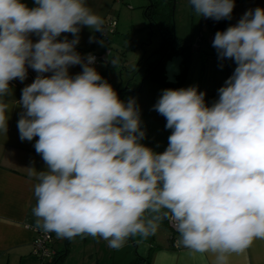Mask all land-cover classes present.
Masks as SVG:
<instances>
[{"label":"clouds","instance_id":"9594fccd","mask_svg":"<svg viewBox=\"0 0 264 264\" xmlns=\"http://www.w3.org/2000/svg\"><path fill=\"white\" fill-rule=\"evenodd\" d=\"M33 2L0 0V133L19 106L20 140L38 137L45 169L26 168L36 181L35 229L98 237L120 250L129 238L155 236L166 220L182 255L161 250L153 264L183 257L230 264L264 240V8L215 33L218 59L236 67L211 106L197 86L162 90L153 110L171 134L161 153L142 143L136 100L122 101L93 66L96 57L76 50L83 27L106 35L105 20L86 0ZM189 2L216 21L230 20L235 7V0ZM76 65L82 71L70 75ZM29 68L37 75L13 103L10 82L26 80Z\"/></svg>","mask_w":264,"mask_h":264},{"label":"rangeland","instance_id":"374dc122","mask_svg":"<svg viewBox=\"0 0 264 264\" xmlns=\"http://www.w3.org/2000/svg\"><path fill=\"white\" fill-rule=\"evenodd\" d=\"M155 2L157 4L155 22L150 25L144 14L145 8L150 5L149 0H113L105 21L113 19L116 22L114 30L109 33L108 43L101 44L99 43L101 40L96 41L93 51L105 56L104 60L94 67L117 93L125 89L130 81V89L118 97L124 102L130 98L136 100L141 111L142 127L146 131V138L142 143L162 153L170 129L165 128L166 119L153 110V105L162 94V90L172 87L161 81L163 74L161 69L143 79L141 74L137 73V67L139 63L143 64L147 60L153 62L160 58L158 51L162 42L160 26L171 27L179 38L195 41L200 29L205 32L208 30L207 20L211 18L199 17L189 0ZM212 50L216 51L210 44L205 51ZM113 59L117 61L116 66L110 62ZM201 60L196 52L192 53L188 75L182 88L197 85ZM159 237L166 239V230L162 226L154 238L153 236L147 240L139 236L129 238L126 244L129 246L114 250L98 237L77 236L69 240L68 255L63 256L58 264H143L141 257H147L152 253L154 241H158ZM65 239H61V244L57 245L58 249L64 248Z\"/></svg>","mask_w":264,"mask_h":264},{"label":"crops","instance_id":"0c3cea01","mask_svg":"<svg viewBox=\"0 0 264 264\" xmlns=\"http://www.w3.org/2000/svg\"><path fill=\"white\" fill-rule=\"evenodd\" d=\"M112 1L86 0V3L94 13L105 20ZM22 2L30 8L35 7L33 0H22ZM256 7L264 8V0H235L230 26L235 25L247 10ZM64 35H67L69 39L73 38L72 34H62L59 39H63ZM93 35L95 36V33L87 26L82 28L80 43L76 49L82 56L93 51L94 40L89 42V38ZM30 38L34 42L38 40L35 35ZM221 64L223 67L220 66ZM235 67L236 65L232 60H219L217 52L208 54L203 58L201 78L196 86L199 91L206 93L205 101L209 106L218 99L217 90L232 75ZM81 71L79 65L69 69L70 75H75ZM36 75L37 73L29 68L26 80L23 82L18 79L11 81L9 86L13 95L8 99H13V103L19 101L22 89L31 84ZM45 75H50V73ZM21 111L19 106L12 108L9 113L7 133H0V264H39V260L32 254V240L35 236V218L32 214V208L36 202L33 186L36 181L28 176L26 168L34 167L37 171H42L45 169V163L34 148L38 137L32 141H21L19 138L17 121ZM161 226L166 230V239L160 237L158 241L153 239L155 245L152 253L148 254L150 255V264H153L155 254L161 250L176 252L178 256L182 255V250L176 249L169 239L168 225L161 224ZM59 244H61V238L53 244L56 253L61 251L57 248ZM126 244L125 246H129ZM68 252L69 247L65 256L68 255ZM210 259L209 257L208 261L200 259L193 261L183 257L178 260V264H208ZM230 264H264V240L257 239L244 253L233 254L230 257Z\"/></svg>","mask_w":264,"mask_h":264},{"label":"trees","instance_id":"16d2710c","mask_svg":"<svg viewBox=\"0 0 264 264\" xmlns=\"http://www.w3.org/2000/svg\"><path fill=\"white\" fill-rule=\"evenodd\" d=\"M156 9H157V4H156L155 0H151V4L145 8L144 14H145L146 18L148 19L150 25H153V23L155 22ZM232 16H233V12H232ZM231 20H232V18L230 20L229 19H223L220 21H216L214 19L207 20L208 30L205 32V31H202L200 29L198 32V35L200 34V36L198 37V35H197L195 41H193L192 39L179 38L175 35V33L171 27L164 26V25L160 26V34H161L162 42H161V45L158 49L159 53H161V55L166 54L165 59H167L171 56H174V55H179L181 52H183V54H184V60L182 62V69H181L180 75L177 78V82L175 84H169V83H166V84L169 85L170 87H172L173 89H179V88H182L184 86L185 79L187 78V75H188L190 58H191V55L193 52H196L202 59L200 71H199V75H198V82H199L200 78H201L203 58L208 54H213V53L217 52L215 50L205 51L206 47H208L210 45L207 41L208 37L211 34H213L215 36V33L217 31L226 30L227 27L230 26ZM98 33L99 32L95 33V39H96ZM94 42H95V40H94ZM195 42H197V48H192V45ZM157 63L158 62L150 63L149 65H151V66L149 68H151L152 66H156ZM141 65H142V63H139V67H137V69L140 68ZM158 67H159L158 69L162 70V63ZM149 68L147 67V69L143 68L141 70L142 75L144 77L150 75ZM162 73H163V70H162ZM161 81H163L165 83V78H164L163 74L161 77ZM128 90L129 89L121 90L117 94H118V96H122ZM170 134H171V129L169 130V135ZM167 146H168V139H167V142L164 146V150L167 148ZM162 224L168 225L166 220ZM69 240L70 239L66 238V240L64 242V248L61 251H57L56 255L51 260L50 264H58L59 261L61 260V258L63 256H65V252L68 251V247H69V243H70ZM149 260H150V255H148L147 257H143L141 259V261H144L143 264H150Z\"/></svg>","mask_w":264,"mask_h":264},{"label":"built area","instance_id":"2783aa9c","mask_svg":"<svg viewBox=\"0 0 264 264\" xmlns=\"http://www.w3.org/2000/svg\"><path fill=\"white\" fill-rule=\"evenodd\" d=\"M116 22L113 19H110L109 22L105 21L106 25V35L102 33H98L95 39V42L98 40H102L105 44L108 43L109 33L113 32ZM200 34L198 35V37ZM198 40V39H197ZM214 40V35L211 34L208 37V43L212 44ZM94 42V43H95ZM192 48H197V42L193 43ZM89 53L93 54L96 57L95 65H97L101 60H104L105 56L103 54H97L94 51H90ZM88 53V54H89ZM168 228L170 230L169 239L172 241L173 246L175 247V241L177 239V233L175 229L168 223ZM35 236L32 240V254L39 260V264H50L53 257L56 255V251L53 248V244L59 238L56 237L54 233L45 234L43 231L34 229Z\"/></svg>","mask_w":264,"mask_h":264},{"label":"water","instance_id":"95a60500","mask_svg":"<svg viewBox=\"0 0 264 264\" xmlns=\"http://www.w3.org/2000/svg\"><path fill=\"white\" fill-rule=\"evenodd\" d=\"M149 1L151 4V0H149ZM165 55L166 54L161 55V53H160L159 59H156L153 62H149L148 60L143 62L141 67L137 69V73L139 72V74H141V77H142L141 70L143 68H147L150 63L158 62L156 66H159L162 63V70H163V76L165 78V83L175 84L177 82L178 76L181 73L182 62L184 60V54H183V52H181L179 55H174V56H171L167 59H165ZM142 78L145 79V77H142ZM125 89H130V81L127 83ZM65 240H64V242H65Z\"/></svg>","mask_w":264,"mask_h":264},{"label":"flooded vegetation","instance_id":"af4514ba","mask_svg":"<svg viewBox=\"0 0 264 264\" xmlns=\"http://www.w3.org/2000/svg\"><path fill=\"white\" fill-rule=\"evenodd\" d=\"M151 65H149L148 66V68L150 67ZM159 67L158 66H152L151 68H149V70H150V75H152L157 69H158ZM147 69V68H146ZM149 75V76H150ZM149 76H147V77H149ZM142 77H144L143 75H142ZM147 77H145V78H147Z\"/></svg>","mask_w":264,"mask_h":264}]
</instances>
